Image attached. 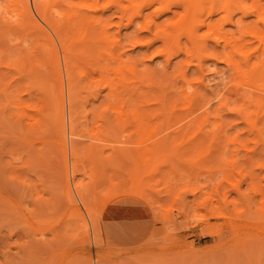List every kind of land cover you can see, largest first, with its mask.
I'll return each instance as SVG.
<instances>
[{"label":"rangeland","instance_id":"374dc122","mask_svg":"<svg viewBox=\"0 0 264 264\" xmlns=\"http://www.w3.org/2000/svg\"><path fill=\"white\" fill-rule=\"evenodd\" d=\"M28 1L31 2L30 5H33L31 0ZM100 1L72 0L78 6L80 3L82 6L85 3V8L84 6H79L81 10H88L86 6L89 3H96L98 6V10L95 12L96 17L100 16L102 21L112 20L108 33L115 34L120 39L122 38L121 42L127 44L125 45L123 43L125 45L123 49L127 50L135 60L137 59V63H141L144 60L146 65L148 64V70L151 71V68H154L151 72H153V75L156 72L155 76L157 80H161V82L164 84L166 82L167 84L168 81L166 80L172 82L173 79L177 84L175 86L174 84H170L169 87L177 86L176 88H178L181 79H178L180 77L179 75L177 76L176 72L184 66L181 61L183 56H172L170 62L167 64L165 57L156 53L155 49L161 46L159 44H162V41L158 37L153 36V32L157 28L150 21V18L147 17L150 16L156 23L165 24L171 14L159 13L153 15V12L149 14L150 8L153 7V5H150L145 7L148 8L145 9L146 11L143 9L144 12L142 11L141 13L143 15H134L132 20L128 21V14H124L128 13L132 7H128L126 13L122 10V7L125 4L128 5L130 0H117L119 2L115 0ZM62 2L61 0L48 1L49 4L54 3L57 7L62 6L63 8L60 9L63 12L68 11L67 13L72 14L76 8V4L74 6L72 5L74 8L70 10L71 8L69 9L66 2ZM13 3L15 4V0L14 2L13 0H0V5L2 6L0 7L8 10L4 13L8 17H4L5 15L2 17L0 15V34H2L0 35V50H2L0 54H4L3 57L1 55L3 63L0 66H5L6 68H0V72L3 73V75L0 73V85H3L0 89H6L5 86L13 82V80H15L14 83L19 85L16 84V88L14 83L10 84L12 90L10 91V88L8 91L5 90L10 92V95L0 90V264H264V217H261V215H264V112H259L254 125H250L251 121L255 119L253 115L247 121L241 114L239 118L240 115L235 110H237V107L243 101L240 100L242 97H239L241 95L237 90L238 78L233 75L235 78L232 79V73L227 68L226 63L222 60L208 59L203 61L200 71H197L199 69L192 64L193 66L190 65L187 68V77L190 76L189 78L193 82L203 78V85L199 80L196 83L199 86V93L202 95H200V104H204V102L212 98L217 92H222L231 97L232 102H230L228 107L233 108V110L226 108V106H220L225 107L224 109L218 107L219 105L215 104L218 99L214 98V100L212 99L213 101L211 100L212 102L210 101L212 104L209 102L203 105L204 107H201L197 103L199 109L195 110L196 112L194 111L195 113L193 114L198 116V112L202 117L198 116V118L196 116L197 120L192 121L187 117L189 110L184 111L181 109L180 111V108H182L180 104L181 107L178 105L179 108L177 107L176 110V113L179 115L176 114L175 116V113H173L174 115L167 113L168 116H172L171 118L167 114L165 118L162 115V123L161 119L155 120V117L159 118L161 116L159 113L155 116V113L158 111H154V115L151 117L148 113L149 115H147L149 117L146 116V120H144V122H148V126H142V130H138L131 123V118H129L132 106L125 105L123 107L128 114L127 121H123L117 119L119 116L114 109L115 107L118 108L121 106L120 103L115 102L116 106L114 102L112 104L109 101L111 105L103 99L104 94L108 91L106 81L117 82L116 77L118 74L111 68L108 69L109 67L116 66L114 64L115 62L112 60L113 64L111 63L112 65L110 66L107 63V57L104 55V58L101 54L98 56L100 51L98 52L97 49H94L96 47L92 46L93 43L90 45L91 42H89L91 34H95V36L96 34L100 35L101 32H98L101 31L100 25L102 22L96 23L95 21L93 23L94 21H90L92 24L90 26L93 28L89 29L91 32L92 30L94 32L91 34L86 29V27H90L88 26L89 23L85 25L82 22L85 26L81 23H75L74 26L78 30L74 28L75 31L71 30L72 33L70 32L72 34L70 35L72 46H70L72 48L74 47L73 50L71 49V52L75 53L73 56H71V53L72 60H70L73 63V67L71 65V72L73 73L72 80H74L73 89L75 90L76 88L77 94H74V96L76 95L74 99L71 98V101L75 100V103L71 102V105L74 104L72 106L74 107L73 111L77 110L73 113V116H77L75 119L80 118L78 120L74 119L76 121L75 123L73 121L75 136L72 135L71 140L73 139V141L70 140L71 144L76 148L77 153L75 156L69 155L68 162L78 167L74 174V183L81 186L80 190L84 202L75 193L73 187L72 194H74V200H72L73 198L69 193L67 191L64 192L66 189L63 175V156L56 142L58 138V136L56 137L58 130L57 123H53L54 121L49 119L50 117L48 118L47 114H45L47 117H43L41 116L43 112L41 114L37 110L32 111L33 109H30V115L32 114L31 116L34 119L35 117H42L44 121L41 123L37 122L38 125L31 126L34 120L33 117L31 118L30 116L31 119L27 117L19 119L13 103V100L17 98L18 94L25 96L23 98L25 99L26 96L28 97V93L31 92L29 96L31 95L34 99L37 98V104L43 102L41 106H45L43 107L44 110L49 106V104H46L48 102L47 98L42 97L44 96L42 89L39 90V88L35 87L37 83L34 81V77L32 78L33 80H29L32 74L34 75L35 73L29 72L30 76L25 77L27 75H24L22 79L20 78L21 80L13 78L14 76L15 78L21 77L22 73H25L23 70L20 73L22 69L20 68V64L22 65V62L23 66L26 64V68L33 69L32 64L30 65L28 63L27 58L31 59L33 57L31 53L35 56L41 52V46L40 48L38 47V52L35 49L38 43L41 42L44 46L45 42H48L46 46L50 44V37L48 40L46 39L49 31L50 33L52 31L39 19L38 21L41 23L39 22L38 24L35 21H30L31 18L29 19L27 17L29 21H26L27 19L20 21L18 19L19 17L17 18L15 16L17 19H14L12 8L16 5ZM114 3L116 5H113ZM117 5L121 8H116ZM78 8L76 9L78 10ZM60 9L58 10L60 11ZM88 11L90 15L93 14L92 10ZM56 12L55 10H49L48 13L52 17V20L55 23L61 22V26H67L65 23L67 14L58 16L59 13ZM2 13L1 11L0 14ZM11 15L13 19L10 17ZM16 16H19V14H16ZM144 16L150 21V30L142 28L141 23L143 22L145 24L144 21H146L144 20ZM51 17L49 18L51 19ZM5 18L11 21L7 22ZM16 20L20 22H31L30 24L34 22L36 26L39 24L41 26L36 27L33 25L32 27L31 25L30 27L28 26L30 24L27 23L28 25L24 27V22L21 24L19 21L16 22ZM62 21L64 22L62 23ZM15 22L16 24L19 22L22 26L20 27L18 24L16 25L17 27L14 26ZM6 23L8 26H12L13 29L12 27L7 29L8 26ZM22 27L24 28L21 29ZM38 27L39 29L42 28L41 30L43 31L45 30L46 35L43 31L39 32ZM233 27V25L227 26L230 29H233ZM6 30L8 31L7 34L10 33V35L5 34L7 32ZM41 33L45 36L42 37ZM84 33L86 35L88 34L87 37L84 36ZM50 35L54 37V33ZM17 36L20 37L17 38ZM137 36L142 41L133 43L132 41ZM32 40H35V42ZM55 41L58 43L57 39ZM85 42L92 46L90 48V50L92 49V54L89 55L90 57L84 55L82 51V49L86 48ZM100 42L106 44L105 41ZM79 45L80 47H78ZM94 45L98 44L94 43ZM100 46L104 47L106 45ZM116 47H114L115 49L113 48L114 53H118L117 49L119 48L118 46ZM95 50L97 51L95 52ZM26 51L31 56L28 54L27 57L25 55L27 54L25 53ZM149 51L152 53L150 52L149 54ZM13 53H20V55H14ZM21 54L23 58L26 56L24 58L26 61L21 58ZM142 55L146 57H141ZM15 56L18 60L15 59ZM179 57L182 58L180 59ZM45 58L46 56L44 58L40 57L43 60H46ZM5 59L9 61L7 62ZM14 59L17 62L21 61V63L18 62L17 64L16 62V64H11ZM42 61L41 63L45 65L42 66V64H39L40 67H36V70H40L42 73L44 71V76H47L46 80H48V77H51L49 80L50 83H53L55 77L52 71L49 70L48 60ZM104 61L109 65L106 68L107 70L103 67L106 66ZM4 62L9 63L10 68ZM139 66L142 67V64ZM138 68L140 69V67ZM17 70L19 72H16ZM158 71H161V73ZM26 72L28 73V71ZM168 77L172 79H167ZM24 78L25 81L23 80ZM28 80L30 83L31 81L32 83H36V85H33L35 88L31 89L32 86L29 88L32 85L29 83V87L26 89L27 85L25 83ZM230 80L231 83L229 82ZM21 81H23L26 87L23 86ZM232 82L233 85L231 86ZM53 84L56 87V91L57 81ZM196 85L194 83V86ZM232 87H235V89ZM170 88L169 90L172 91V88ZM220 88L223 89L221 90ZM38 93L42 94V96ZM65 94H68V92L66 93L65 91ZM10 96H13V100ZM2 99L6 100V102ZM43 99L44 101H42ZM65 104L67 106V102ZM129 106L131 109H128ZM152 106H155L156 110L157 108L159 109L158 104H152L149 108L153 109ZM77 107L81 111L79 114L81 116L78 115L79 110ZM83 107H85V110L87 109V112L85 111L86 114L83 112ZM205 107L206 109L208 108L206 111L210 114H208V120H211L209 123L207 122L208 120L205 121L207 125L204 123L202 127H199V121H201V118H203L206 112L202 110ZM216 107L220 108L217 117H215ZM200 108L202 109L200 110ZM253 109L254 107L252 105L248 108L249 111ZM48 110L49 108L45 111L49 113ZM102 112L105 115L109 113L107 116H112L114 122L109 120L110 117L107 118L109 120V123H107V119H105L107 116L104 115L105 118H102L104 117L102 116ZM165 112L161 114H165ZM210 112L212 115L214 114L213 119ZM180 113L186 114L183 116ZM223 114L224 117H222ZM153 116L155 117L153 118ZM184 117L187 118L185 119ZM221 117L223 118V122H225L224 124L220 119ZM47 118L51 120L49 121L50 123H48ZM148 118H151V122L147 120ZM174 120L175 124L173 123ZM185 122L191 125L188 127L191 131L185 128V132L183 130L184 134H182L178 128L187 127L188 124L184 126L186 124ZM219 122H222L224 132L227 131L226 138L229 139L228 137H232L234 134L240 135L236 139L239 142L235 141V143L230 142L228 144L227 142L229 140L226 139L227 142H225L224 136V138L221 137V140H225L224 143L223 141L218 142L219 140L215 143L210 137L209 139L207 138L209 141H205L204 139L206 137H204L202 139L203 142L208 143H203L202 145L205 144L204 148L192 152L194 149L190 150L191 147L189 145L191 144L187 141H190L191 136H193L194 132L192 130H194V126L198 130L203 131V133H206L205 135L212 136L213 132H211V129ZM179 123L182 124L181 127ZM75 124L77 127H75ZM177 124L179 126L175 127ZM167 125L170 127H167ZM76 128L77 130L80 129L78 130L79 134H77L78 132L76 133ZM169 128L172 130L176 129V131H171ZM178 132L179 134H177ZM81 133L82 135H80ZM223 133H219V135ZM170 134H177L178 136L171 135V142H169ZM164 135L167 136V142L166 138H164L166 143L162 146L163 148L159 147V149L156 147V143L162 140L163 137H166ZM198 137H202V132L199 133ZM210 139L215 143L212 142L214 146L210 145L212 147L211 149H209L210 146L208 147L209 142L212 141ZM183 144L184 146H182ZM181 147L185 148L183 149ZM187 147L189 149L185 150ZM87 209L92 211L90 218L89 215L87 216ZM85 222L88 231L84 229ZM94 238L98 241H95ZM248 258L250 263L247 261Z\"/></svg>","mask_w":264,"mask_h":264},{"label":"bare ground","instance_id":"6f19581e","mask_svg":"<svg viewBox=\"0 0 264 264\" xmlns=\"http://www.w3.org/2000/svg\"><path fill=\"white\" fill-rule=\"evenodd\" d=\"M31 1H32L33 5H30L31 2H29L28 0H15V4L14 3L13 4L16 5L14 7L16 9L12 8L13 11L10 9L13 12V17L14 16L17 17V18L19 17L18 19L20 21L21 20H25L27 18H29V19L31 18L30 21L31 20L32 21H35L36 24H38L40 22V21H38V19L41 20L43 23H45L46 26H48L51 29V31H52L51 33H54V37H55V39H57V42L60 45L58 43H56L54 37H52L50 35L51 33L49 31V33H48L49 35H48V37H47L46 40H48V38L50 37V40H49L50 44L46 46V44H48V42L47 43L45 42V46H44L41 42L38 43V45H36V46H37V48L38 47L40 48V46H41V52H39V54H37L39 48L37 49V48L34 47L37 50V52H36L37 55L34 56L33 53H31L33 57L31 59L27 58L28 59V63H30V65L32 64L33 69H31L29 67L26 68V64H24V66H23V62H22V65L20 64V68H22L21 71H20V73L23 72V71L25 73L24 74L22 73L23 76L20 74L21 77H16L15 78V76H14L13 79H17V78L18 79H20V78L22 79V77H24V75H27L25 77H29L30 76L29 72L35 73L34 75L32 74V76H31L30 79L29 78H26V79L33 80L32 78L34 77V81L37 83V85L39 87L36 85V83L34 81H33L34 83H32V81L30 83L29 80H28V82L25 83V85H27V87L24 86L23 81H21V83H23V86L26 87V89L29 87V83L32 84L29 87V88H31V86H32L31 89H33L35 87L39 88V90L42 89L44 96H42V94H40L41 92L39 90L38 91L40 93H38V94H40L42 97H46L47 98V101L48 102H46V104L47 105L49 104V106H47L45 108V110H47V108H49L50 111L48 110L49 113H47V111L44 110L43 107H45V106H41V105H43V102L41 104L40 103L37 104V100H36L37 98L35 97L36 99H34V98L31 97V95L29 96V94L31 92L28 93V97L26 96L27 99L26 98L23 99L25 96H23L22 94L21 95L18 94L17 98H15L14 100L12 98L13 96L12 97L10 96V97L13 100V103H14V106H15V110H16V114H17V116H18L19 119H22L24 117L30 118V116L32 115V114L30 115V113H31L30 109H33L32 111H34V110L36 111L37 110L41 114L43 112V114L41 116H43V117L44 116L45 117L48 116V118L50 117L49 119H52L54 121V122L52 121L53 123H57L56 125H58V130H57L56 137L58 136V138H57L56 142L58 143L59 148L62 151V156H63V167H64L63 175H64V178H65V189H66V190L64 189L65 190L64 192L67 191V193H69V195L72 198L74 196V194H72V187H73V190L79 196V198L82 201L84 200V198L82 196V192L80 190L81 189V186H79V184L74 183V174H75V172H76V170H77L78 167L75 166V165H71V163L69 164V162H68L69 155L75 156L76 153H77V151L75 150L76 148L71 144V141H73V139L71 140V137H73L72 135L75 136V129H74V125L73 124L76 122L75 120H78L80 118L79 117L78 119H75L77 116L76 117L73 116V113H74V111L76 112L77 110H74L73 111V108L74 107H72V106L74 104L71 105V102H74L75 101V100L71 101L72 100L71 98L74 99V97H76V95L74 96V94L76 93V88H75V90L73 89V82H74V80H72V78H73L72 77V74L73 73L71 72L72 71L71 69L73 67V63H71L72 62L71 61L72 60L71 59V56H73V54L75 52L74 53L71 52L74 47L73 48L71 47L72 46V44H71L72 41L70 40V38H71L70 35H72V34H70V32H71V30L75 31L74 28H76L74 26L75 23H78V24L81 23L82 24V22H83V23H85V25L86 24L88 25V23H89L88 26H90V25H92L90 23V21H92V22L94 21L93 23H95V21H96V23L97 22L98 23L99 22H102V24L100 25L101 26V31L98 32V33L101 32L100 35L96 34V36H95V34L94 35L91 34V33H94V32H93V30L91 32V30L89 28H93V27H91V26L88 27V28L86 27V29H88L90 31L89 33L91 34V36H93L92 38L90 36L89 42H91L90 45L93 43L92 46L96 47L94 49H97L98 52L100 51L99 53L97 52L98 53V56H99V54H101V55H103V57H104V55H105V57H107L106 60H107V63L110 66L113 64V61L115 62L114 64H116V66H114V67L112 66V67H109L108 68L107 66H109V65H107V63L105 62L106 60L104 59L105 60L104 62L106 63L105 64L106 66H103V67L105 69L106 68H108V69L111 68L112 70H114V72H116L118 74V76L116 77V79L119 81V82L117 80H115L117 82H114V81H106L107 85H106V83H105V85L108 86V91L106 92V94H104V96H103L104 98L103 99L105 101H107V102H109V101L112 102V104L114 102L115 105H116L115 102H117V103L119 102L120 103V105H121V106H119L120 108L119 107L118 108L115 107L114 109H115V112L117 113V115L119 116V118H117V119H121L123 121H125V120L127 121V119H128V114L126 113V110L123 109V107L125 105L132 106L131 107L132 110H130L131 111V113H130L131 115L129 114L130 115L129 118H131V123H133V125H135L138 130H142V126H146L147 125L148 122L147 121H145L146 123L144 122V120H146L145 117L146 116L147 117H149V116L151 117L152 115H154V111H158V112L155 113V116H156V114L158 115V113L161 115L159 118H156L155 116H153V118L155 117V120L161 119L162 118V115H163V118H165V116H166L167 113L170 114V115H174L173 113H175V116H176V114H177L176 113V110H177V107L179 108L178 105H180V104L182 105V108H180V111H181V109L184 110V111L185 110L186 111L189 110V112L187 114L188 115L187 117H189L190 120L195 121V120H197V117L198 116L199 117L201 116V114H199L198 112H197L198 116L195 115V114H193V113L196 112L195 110L199 109L197 107L198 106L197 103L200 104L199 101H200V97L202 96L199 93V86H197L196 83L199 80V82L200 83L202 82V85H203V81H202L203 78H200L199 75H197V77H199L200 79H198V80L196 79L197 81H194L193 82L192 80H190V78H189L190 76L187 77V75H188L187 74V68L190 67V65L194 64L196 66V68L199 69L197 71H200V69L202 68L203 61L208 60V59H211V60H219V61L222 60L223 62L226 63L227 68L232 73V76H231L232 79L235 78V77H233V75H235L238 78V81H237V90H238V93L241 95L239 97H242L241 99L240 98L239 99L243 101V103H242L243 105L241 104L239 107H237V110H235V112L238 111L237 114H239V115L241 114L242 117L246 121L247 120H250V117L253 115L255 117V119H253V121H251V124L250 123L249 124L250 125H254L256 123V117L259 115V112H264V0H130V2H129L128 5L125 4V6L122 7V10L125 11V13H126V11H127L126 9L128 7H130V8L132 7V9H131V10H133L132 12H130L131 10L130 11L128 10L129 12L126 13V14H124V15H127L128 14V16H129V17H127L128 18V21H131L132 20V17L134 15L135 16L136 15H140L142 13L143 9L144 10L145 9H148V8H145V7H148L150 5H153V7L150 8V13L148 11L149 14H152V12H153V15L154 14L156 15V14H159V13H168V14L170 13L171 14V16H169V20H167V22L165 24H163V23L160 24L159 22L156 23V21L155 20L153 21V19H151L150 16H147V17L150 18V21H152V23H154L155 24V27L157 28V29H155L156 31H154V32L152 31L154 33L153 36H155L156 38L158 37V39H160L162 41V44H159L161 46L160 47H157L158 49L157 48L155 49L156 50V53L157 54H160V55H163L165 57V62H167V64L170 62V59H171L172 56H175V55H182L183 56V59L181 61H182V64L184 66H183L182 69L178 70L179 73L176 72L177 73V76L179 75V77H180L178 79H181V81H179V83L180 82L181 83L178 86V88H176L177 86L174 87L177 84V82H175L172 79L175 74L172 76V78H170V77L167 78V79H172V82H169L170 80H166V81H168L169 84L168 83L166 84V82L164 84L163 82H161V80H157V77L155 76V73L156 72L154 73V75H153V72H151V71H153L154 68H151L150 67L152 70L151 71L148 70L149 69L148 66H147L148 64L146 65V63H145L144 60H142L141 63L139 62L140 64H142V67L139 66L140 64L137 63L138 62L137 59L135 60V58L132 55H130L127 52V50L123 49L125 47V45H127V44H125L123 42L125 44L124 45L121 42V39L122 38L120 39V38L116 37L115 34L112 35V33L111 34L108 33L109 32L110 23H111L112 20H110V21L109 20H103L102 21L100 19V16H97L96 17L95 12L98 10V6L96 5V3L95 4H90L89 3L86 6L88 8V10H92L93 11V14L90 15L88 13L89 12L88 10H86V9L81 10V8H80L82 6L81 3H80L81 6L79 5L80 6L79 7L78 4L75 3L76 1L75 2H72V0H61V2L62 1L66 2V5L69 7V9L71 8L70 10H72L74 8V7H72V5L74 6V4H76V8L79 7L78 10L80 9L79 10V13H78V10L76 8H75V10L73 11L72 14L71 13H67L68 11H64L63 12L61 10L63 8L62 6L61 7H57L54 4L55 2L53 4L52 3L49 4L48 3L49 0H31ZM51 1L53 2V0H51ZM115 1H117V0H115ZM13 2H14V0H13ZM64 2H62V3H64ZM110 2L112 3V1H110ZM117 2H119V1H117ZM57 4H60V3H57ZM82 4H83V2H82ZM84 4H83V6L85 8V5ZM113 5H116V4L114 3ZM119 7L120 6H118V5L116 6V8H119ZM1 9L0 10L3 13L0 14V15L3 17L5 15L4 13H6V10L7 9H5V8H1ZM58 9H60V11ZM49 10L50 11L51 10H55V12L58 11V12H56V13H59L58 16L59 15H63V14L64 15L67 14L66 15V20H65V23L67 24V26H65V25H64L65 27L64 26H61V22L55 23V21L52 20V17L48 13ZM65 10H66V8H65ZM14 11H16V12L14 13ZM75 11H76V13H75ZM9 13H10V11H9ZM16 14H19V16H16ZM124 15H122V16H124ZM141 15H143V14H141ZM101 16H103V15H101ZM235 16H236V18L234 19ZM4 17H8V16L5 15ZM10 17L12 18V15ZM15 17H14V19H17ZM49 17H51V19ZM138 17H140V16H138ZM144 17H145L144 20H146L147 22L144 21L145 24H143V22L141 23L142 28L143 29H146V30H150V25H149V22L150 21H149V19L146 16H144ZM61 18H63V17H61ZM102 19H104V18H102ZM6 20H7V22L8 21H11V20H8V18ZM19 20H16V22L19 21ZM26 21H29V20L27 19ZM16 22H15L14 26H16L17 24L19 26L20 23L22 24L24 22L23 23L24 24L23 26L25 27V25H28L27 23H29V22L22 21V22H20V23L18 22L16 24ZM63 22L64 21H62V23ZM35 23L32 22V24H30L28 26H30V27H31V25H32V27H33V25L36 26ZM6 25H7V23H6ZM39 25H37V26H39ZM82 25L85 26L84 24H82ZM228 25H233L234 26L233 29L227 28ZM21 26L22 25H20V27ZM35 26H34V28H35ZM42 26L44 27L43 24H42ZM11 27L12 26H8L7 29H10ZM24 27H22L21 29H23ZM39 27H38V29H39ZM79 27H81V26H79ZM96 27L99 28L97 25H96ZM152 27H153V24H152ZM12 29H13V27H12ZM41 29L42 28H40L38 31L39 32L40 31L42 32L43 30H41ZM28 30H30V29H28ZM36 32H34V33H36ZM95 32H96V30H95ZM7 33H8V31L5 34L6 35H10V33L9 34H7ZM43 33H45V35H46V31L45 30L43 31ZM85 33H87V32H85ZM85 33H84V36L87 37L88 34L86 35ZM0 35H2V34H0ZM38 35H39V33H38ZM38 35H36V36H38ZM41 35H42V37L45 36L42 33H41ZM116 35H118V34H116ZM82 36H83V34H82ZM18 37H20V36H17V38ZM33 37L35 38V36H33ZM100 41H103V42L105 41L106 44L105 43L102 44ZM139 41H142V40L140 38H138V36H137V38H135L132 42L133 43H136V42H139ZM33 42H35V40ZM97 42H99L100 44L97 43ZM94 43L98 44L99 46L98 45H94ZM90 45H88L86 43L85 44L86 48L85 47H82V48H85V49H82V51H83L84 55H86V56H89V55L92 54V51H91L92 49L90 50V48L92 46H90ZM100 45H106V46H104V47L102 46L101 47ZM81 46H83V45L81 44ZM88 46H90V47H88ZM116 46H118V48H119V49H117L118 53H116V52L114 53L113 52V48L114 47L117 48ZM78 47H80V45ZM76 49H77V47H76ZM97 50H95V52ZM1 51L2 50H0V52ZM42 51L44 52V54L46 56L45 59L48 60L47 63H49V67L50 68L48 66L47 67L49 68V70L52 71V73H53V75L55 77L54 82L57 81V89H56V91H55V88L56 87H54V84H53L54 82L53 83L52 82L50 83L49 78H51V77H48L49 82H47L48 81V80H46L47 79V76H44L45 74H43L44 71L42 70L44 68L41 69L43 71V73L40 72V70H36V67H40L39 64H42L41 61L43 59H40V57L41 58H44L45 57L44 54L42 55V53H43ZM150 52L151 51H149V54H150ZM25 53H27V54H25L27 57H28V54H30L27 51ZM71 53H72V55H71ZM18 54L20 55V53H18ZM18 54H16V55H18ZM31 54H30V56H31ZM1 55H2V53L0 54V65H2L1 63H3V61H2L1 58L3 57L4 54L2 55V57H1ZM23 55H24V53H23ZM81 55L84 56L83 54H81ZM95 55H97V54L95 53ZM144 55H146V54H144ZM26 56L24 58H26ZM36 56H37V58H36ZM141 57H146V56H143L142 55ZM6 58H8V57H6ZM21 58L24 59L23 56H22V54H21ZM15 59H17L16 56H15ZM15 59H14L13 62H11V64L12 63H15L16 64L17 61ZM138 59H140V58H138ZM46 60H43L42 62H44ZM6 61L8 62L9 60H6ZM10 61H11V59H10ZM7 62H4V63H7ZM18 62H17V64H18ZM19 63H21V61ZM15 64H13V65H15ZM167 64H165V65H167ZM174 64H176V63H174ZM43 65H45V64H42V66ZM71 65H72V67H71ZM6 66L9 67L10 66L9 63H7ZM172 66H174V65H172ZM16 67H17V65H16ZM103 67H102V69H103ZM138 67H140V69ZM0 68H5V66H3V67L0 66ZM20 68H19V70H20ZM25 68H26V70H25ZM227 68H226V70H227ZM27 69H29V70H27ZM2 70H4V69H2ZM19 70H17L16 72H19ZM49 70H48V72H49ZM100 70H101V68H100ZM26 71H28V73ZM51 71H50V74H51ZM103 71H104V69H103ZM158 72L161 73V71H158ZM0 73L3 75L2 72H0ZM166 73H167V71H166ZM18 76H19V74H18ZM44 77H46V78L44 79ZM162 78H163V76H162ZM174 78H176V77H174ZM0 79H1V77H0ZM158 79H160V78L158 77ZM23 80L25 81V78ZM3 81H5V80H3ZM14 82H15V80H13V82H11V83H14ZM229 82L231 83V80ZM11 83H9V84H7V86H5L6 89L5 88H1L0 90L3 93H6L8 91V89L10 88V84ZM48 83H50V84H48ZM194 83H195L196 86H194ZM200 83H198V84L200 85ZM227 83H228V81H227ZM16 84L17 83H14V86L17 88V85L18 84L17 85ZM170 84L171 85L174 84V86H171L172 91L169 90V88H170L169 85ZM234 84H235V82H234ZM33 85H36V86L33 87ZM232 85H233V82H232L231 86ZM2 86L3 85H0V87H2ZM228 86H230V85H228ZM122 88H123V90H121ZM173 88H175V89H173ZM232 88L235 89V87H232ZM5 90H7V91H5ZM11 90L12 89L10 88V91ZM202 90H203V88H202ZM32 91H34V90H32ZM65 91H66V93L68 92V94H65ZM216 91H217V89H216ZM7 93L9 94L10 92H7ZM25 93H26V91H25ZM69 93H70L71 97H70ZM95 93H98V92H95ZM32 94H34V93H32ZM26 95H27V93H26ZM65 95L67 97L66 99H65ZM34 96H36V95H34ZM42 97H41V99H42ZM214 98L218 99V101H216V103H215L216 105L217 104L219 105L218 107H220V106H226V108H228V109L231 108V107H228V105L230 104V102H232L231 101V97L228 96V94L227 95L225 93L223 94L222 92H217L212 98H210L209 100H207L206 102H204V104H200L201 107L203 105L208 104L212 99L214 100ZM11 99H10V101H12ZM8 100H9V98H8ZM3 101L6 102V100H3ZM42 101H44V99ZM34 102H36V103H34ZM66 102H67V106L65 104ZM109 103H108V105H109ZM152 104H154V105L155 104H158L159 105V109L157 108V110H156V107L155 106H152L153 109L149 108V107H151ZM181 105H180V107H181ZM200 105H199V107H200ZM250 105H252L254 107V109L251 110V111L248 110V108L250 107ZM130 106L128 107V109L130 108ZM218 107H216L215 117H217L219 115V109L220 108H223V107H220V108H218ZM75 108H76V106H75ZM83 108H84V111L83 112L85 113V111L87 109L85 110V107H83ZM77 109H78V107H77ZM201 109L202 108H200V110ZM207 109L205 107V109H202V110H205L206 111ZM231 109L233 110V108H231ZM78 110H79L78 111L79 112L78 115H79L81 111H80V109H78ZM152 110H153V113H152ZM200 110H198V111H200ZM211 111H214V110H211ZM106 112H107V110H106ZM164 112H165V114H161V113H164ZM104 113H105V110H104ZM182 113H180V114H182ZM45 114H47V116ZM85 114H84V116H85ZM102 114H103V112H102ZM107 114H109V113H107ZM107 114L106 115L103 114L102 116H104V115L107 116ZM168 114H167V116H168ZM185 114H182V115L184 116ZM208 114H209L208 111H206L204 113L203 118H201V121H199V127H202L203 124L205 123V121H207L209 119L208 117H209L210 114L209 115ZM177 115H179V114H177ZM221 115H222V113H221ZM241 115L239 116V118L241 117ZM79 116H81V115H79ZM105 116L102 117V118H105ZM108 116L105 119L111 117L109 120H112V121L114 120V119H112V116H110V117H108ZM211 116H212V119H213L214 114L212 115V113H211ZM32 117L33 116H31V118ZM83 117H81V118H83ZM168 117H170V116H168ZM222 117H224V114H223ZM222 117L220 119L223 122V118ZM175 118H177V117H175ZM33 119H34V117H33ZM35 119L32 121L31 126L32 125L34 126L35 124H37V122L38 123L39 122L40 123L41 122H44L43 119H42V117L41 118H39V117L36 118L35 117ZM37 119H39V120L37 121ZM49 119H48V123H50L49 121H51ZM83 119H85V118H83ZM235 119H237V118H235ZM109 120L107 119V123H109ZM147 120L148 121L150 120L149 122H151V118L150 119L148 118ZM210 120H208L207 122L209 123ZM73 121H74V123H73ZM167 121H168V119H167ZM189 121H187V122H189ZM180 122H182V121L180 120ZM222 122L216 123L214 125V128L211 129V132H213L212 133V136L205 135L206 133H203V131H200V129L198 130L197 127L194 126V128H193L194 130H192L194 132L193 133V136H191V138L189 136V138L191 140L190 141H187V142H189L191 144V145L188 144L189 147H191L190 150L191 149H194V150H192V152H193V151H196V150H198L200 148H204V145L206 143H208V142L205 143V141L206 140L209 141L208 140L209 137L212 138L215 141V143H217V140H219L218 142L223 141V140H221V137L224 138V136H225L224 139L226 140L227 139L226 138L227 137L226 136V132L227 131L225 130L226 132H224V128L222 126ZM161 123H162V119H161ZM173 123L175 124V120H174ZM189 123L184 124V126H187V124H188L187 127H183V128H180V129L178 128V130H180L182 132V134H184L185 128H188L189 125L191 124V123L190 124ZM224 123L225 122H223V124ZM111 124H112V122H111ZM156 124H158V123H156ZM159 124H160V122H159ZM174 124H173V126H174ZM179 124H180V127H181L182 124L181 123H179ZM179 124L175 125V127L176 126H179ZM112 125H114V124H112ZM231 126H232V124H231ZM75 127H77V125ZM167 127H170V126L167 125ZM195 128H196V130H195ZM207 128H209V127H207ZM222 129H223V131H222ZM76 130H77V128H76ZM78 130H80V129H78ZM78 130L76 131V133L78 132L77 134H79V131ZM169 130H171V131H174L175 130L176 131V129L172 130L171 128H169ZM183 130H184V132H183ZM187 130L191 131L190 128H188ZM187 130H186V132H187ZM201 132H202V137H198L199 133H201ZM218 132L219 133H223L224 132L223 133L224 135L223 134H220L221 135L220 136ZM172 133H174V132H172ZM177 134H179V132ZM177 134H174V135L173 134H170V140H168V141L171 142V138H172L171 135L177 137L178 136ZM80 135H82V133ZM164 136H166V135H164ZM167 136H168V133H167ZM167 136L166 137H163V139L161 138L162 140H160V141H158V143H156V147L159 148V147L164 146V144L167 142ZM237 136L238 135H235L234 134V136H232V137L229 136L228 137L229 139H227V140H229V142H227V140L226 141L224 140V141L227 142L228 144L230 142H234L235 143V141L236 142H239L236 139L238 137H240V135L238 137ZM176 137H173V138H176ZM204 137H206V139H204ZM217 137H219V139H217ZM158 138H160V137H158ZM164 138H166V142H165V139ZM202 139H204L205 141L203 142ZM212 139H210V140H212ZM213 140L209 142L208 147L210 145L214 146L215 143H214ZM224 141H223V143H224ZM203 143H205V144L202 145ZM185 144L187 145V143H185ZM150 145H151V143H150ZM150 145H149V148H150ZM152 146H154V145H152ZM182 146H184V144ZM242 146H243V143H242ZM68 147H69V149H68ZM189 147H187L185 150H188ZM206 147H207V145H206ZM162 148H161V150H162ZM181 148L184 149L185 147H181ZM211 148L212 147L210 146L209 149H211ZM68 150H70V151H68ZM214 150H217V149H214ZM178 152H180V151H178ZM181 153H182V151H181ZM72 200H74V198ZM90 209H87V216L89 215V218L92 215V211ZM261 217H264V215H261ZM93 223H95V222L93 221ZM84 226H85L84 229L86 231H88V227H87L86 222H85V225ZM95 230H97V229H95ZM90 234H91V232H90ZM94 234H95V232H94ZM94 240L95 241H98L96 238H94ZM242 251H244V250H242ZM247 257H248V255H247ZM247 261H249V258H248ZM249 263H250V261H249ZM250 264H252V263H250Z\"/></svg>","mask_w":264,"mask_h":264}]
</instances>
